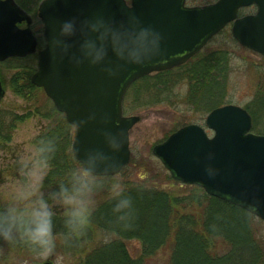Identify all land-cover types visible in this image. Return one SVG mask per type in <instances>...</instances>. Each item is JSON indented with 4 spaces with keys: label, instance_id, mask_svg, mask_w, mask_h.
<instances>
[{
    "label": "water",
    "instance_id": "water-1",
    "mask_svg": "<svg viewBox=\"0 0 264 264\" xmlns=\"http://www.w3.org/2000/svg\"><path fill=\"white\" fill-rule=\"evenodd\" d=\"M187 1L43 0L38 17L45 46L37 51L31 18L14 0H0V62L36 54L31 83L75 128L74 158L94 150L117 163V170L105 174L102 168L98 177L115 176L130 163L129 133L139 118L125 117L123 102L136 81L186 64L229 24L240 46L264 58V0H218L192 8ZM249 7L255 14L238 18ZM22 23L25 29L18 27ZM65 23L72 33L62 37ZM58 39L60 45L54 43ZM4 96L0 84V103ZM251 128L244 109L224 106L207 116L205 127L185 126L152 153L174 181L264 222V136ZM106 133L119 134V151L108 147Z\"/></svg>",
    "mask_w": 264,
    "mask_h": 264
},
{
    "label": "trees",
    "instance_id": "trees-1",
    "mask_svg": "<svg viewBox=\"0 0 264 264\" xmlns=\"http://www.w3.org/2000/svg\"><path fill=\"white\" fill-rule=\"evenodd\" d=\"M33 1L42 0H29ZM16 2L26 9L19 0ZM226 59L225 55L219 53L209 56L203 52L185 66L139 80L126 94L124 113L159 105L192 110L183 116L184 120L170 132L171 135L197 121L196 117L203 111L209 113L224 106L221 100L225 96L227 70L223 65L227 63ZM15 61H25L28 67L16 68L19 71L10 79L11 92L27 102L36 101L28 113L20 116L0 110V142L9 143L16 126L29 117L39 116L47 121L46 128L33 143L42 138H54L57 143V153L44 181L45 189L55 191L66 180L67 170L77 163L72 154L74 128L65 121L64 115L55 110L45 95L44 101L34 97L39 89L32 86L30 79L35 73L36 57ZM261 76L254 95L256 104L251 105L253 110L247 108L253 124L255 116H261L260 113L264 111V78ZM182 83H187L189 89L185 98L175 93V87ZM156 178L149 166L137 162L136 157L131 159L130 165L120 175L100 177L95 212L86 235L69 244L63 243V216L62 212H57L54 218L56 248L50 256L64 255L71 264H153L154 259L165 251L163 253L169 252L166 264H246L244 254L247 258L254 255L251 264H264V254H261L262 250L249 229L250 219H254V216L208 196L201 188L174 182L170 177H165L171 185L170 189L157 188ZM113 179L124 184L133 198L132 218L128 227L122 226L113 212L115 201L109 195ZM129 241L140 243L138 257L134 258L129 253L126 245ZM1 248L6 264L16 259L27 261L39 256L20 244L13 246L0 241Z\"/></svg>",
    "mask_w": 264,
    "mask_h": 264
},
{
    "label": "rangeland",
    "instance_id": "rangeland-1",
    "mask_svg": "<svg viewBox=\"0 0 264 264\" xmlns=\"http://www.w3.org/2000/svg\"><path fill=\"white\" fill-rule=\"evenodd\" d=\"M19 1L25 5L26 9L23 10L27 12L33 20L32 31L39 42L38 50H41L44 47L43 25L38 19L37 12L38 5L41 1ZM216 1L217 0H196L188 2L187 6H204L213 4ZM254 11V8L245 9L241 12V16L253 14ZM203 52L205 55L209 56L219 53L225 55L227 58V63L224 62L226 64L223 65V68L227 70V77L225 82V96L221 100V103H223L224 106L233 105L239 107L244 109L247 113V108L253 110L251 105L255 103L254 95L260 82V76L262 75L261 77L264 78V61L262 57L237 44L232 38L230 26L223 30V32H221L218 36L213 38ZM30 64L31 66L34 65L33 63ZM9 67L11 70L2 72L0 76L6 92L0 104V110L9 114H16L19 116L24 115L32 109L35 99L32 102H27L26 100L15 96L10 89V79L19 71V69L16 70L17 67L26 68L28 67V64L25 61L16 63V61L14 62L13 60L9 63ZM188 90L187 83H182L180 86L175 87V93L178 94L180 98H185L188 94ZM44 95L43 91H40L39 89L34 97L38 100L40 99L44 101ZM175 107L176 106L172 105H159L146 110L125 114L127 117L133 116L139 118V122L133 127L129 134L131 159L136 157L137 162L147 164L149 169L152 171V175L157 177L155 180V186L166 190L170 189L171 185L166 181L165 177L170 176L161 163L153 156L152 148L163 142L167 136H170V132L179 126V123H181L184 120V117L187 116V112H192V110H189L188 108L185 109L183 107ZM206 111H203L199 117H196L197 121L191 124L205 127V120L210 113ZM260 114L261 116L259 117L255 116V123L253 124L252 122V129L254 128V125L255 129L251 130V133L258 136H264V111ZM47 124V121L43 120L39 116L29 117L16 126L9 143L0 142L1 205H4L11 199L12 194L21 182V177L17 171V160L22 156L26 157L30 154L34 145V140L44 131ZM210 134L211 133H209V135ZM131 171L133 170L131 169ZM44 190L45 192H48L47 189ZM62 211V209L58 210V212ZM250 223L251 226L249 229L251 236L257 246L261 248V254H264V223L256 218L250 219ZM126 245L131 256L134 258L138 257L141 250L140 243L138 241H129ZM163 252H161L159 256L154 259L153 264L167 263L169 252ZM3 256L4 250L1 248L0 264H6V261L3 260ZM253 256H249L247 258L244 254V262L246 264H251L252 259H254ZM47 262L52 264H71L70 260H66L64 255L58 257H51L50 255L47 257L37 256L27 261L16 259L8 262L7 264H45Z\"/></svg>",
    "mask_w": 264,
    "mask_h": 264
},
{
    "label": "clouds",
    "instance_id": "clouds-1",
    "mask_svg": "<svg viewBox=\"0 0 264 264\" xmlns=\"http://www.w3.org/2000/svg\"><path fill=\"white\" fill-rule=\"evenodd\" d=\"M72 33V26H61L60 35ZM54 43L61 44V40ZM87 48L88 45H85ZM98 60L99 57L97 56ZM95 62V61H94ZM108 147L117 152L121 144L119 134H105ZM57 153L54 138H42L29 155L17 160L21 177L11 199L0 206V241L9 245H24L35 254L47 257L56 248L54 218L62 209V242L69 244L86 235L96 206L97 189L101 185L98 171L117 170L118 165L102 151H86L77 163L67 170L66 180L55 191L45 192L44 181ZM110 198L115 201L113 212L122 226H130L133 198L119 180L113 179L109 186Z\"/></svg>",
    "mask_w": 264,
    "mask_h": 264
},
{
    "label": "flooded vegetation",
    "instance_id": "flooded-vegetation-1",
    "mask_svg": "<svg viewBox=\"0 0 264 264\" xmlns=\"http://www.w3.org/2000/svg\"><path fill=\"white\" fill-rule=\"evenodd\" d=\"M20 28H24V25H21ZM10 62H11V59H7L3 62H0V76H1L2 72L11 70V68L9 67ZM0 82H1V79H0ZM1 85L3 86L2 82H1ZM3 88H4V86H3Z\"/></svg>",
    "mask_w": 264,
    "mask_h": 264
}]
</instances>
